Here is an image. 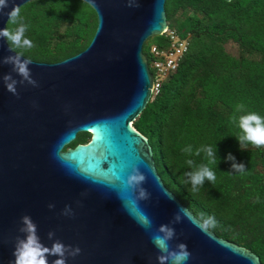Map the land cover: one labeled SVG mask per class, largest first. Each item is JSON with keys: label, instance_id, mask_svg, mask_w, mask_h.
I'll use <instances>...</instances> for the list:
<instances>
[{"label": "water", "instance_id": "water-1", "mask_svg": "<svg viewBox=\"0 0 264 264\" xmlns=\"http://www.w3.org/2000/svg\"><path fill=\"white\" fill-rule=\"evenodd\" d=\"M29 1L13 3L21 7ZM83 1L98 18L84 50L57 62L36 61L18 52L32 61L29 67L39 87L18 85L19 97L13 95L2 80L11 66L0 65V264L14 261L25 214L36 222L46 246L53 243L47 234L54 230V239L82 249L67 264H158L151 236L185 211L188 216L172 225L177 236L170 244H187L192 255L186 264H263L250 249L209 229L166 186L148 137L134 126L153 90L143 47L169 25L166 0ZM8 20L0 16V29L7 28ZM16 54L8 40L0 38V58ZM79 132H90V140L68 147ZM93 155L107 159L102 167L110 169L108 175L84 171ZM135 166L145 173L143 187L151 194L138 208L126 184ZM112 171L122 179L110 181ZM120 196L128 202L127 209ZM49 203L55 208L49 209ZM66 205L72 206L74 217L61 214ZM141 212L151 218L150 229L134 218ZM56 258L48 257L50 262Z\"/></svg>", "mask_w": 264, "mask_h": 264}, {"label": "trees", "instance_id": "trees-1", "mask_svg": "<svg viewBox=\"0 0 264 264\" xmlns=\"http://www.w3.org/2000/svg\"><path fill=\"white\" fill-rule=\"evenodd\" d=\"M21 10L36 47L15 51L36 61L79 53L98 25L95 9L83 0H31ZM166 15L169 26L189 38V48L134 126L148 137L159 174L181 202L204 223L211 221L205 224L217 235L250 249L264 264V148L242 150L239 130L230 123L238 102L264 115V0H166ZM7 27L15 26L7 22ZM153 44L164 47L168 40L164 35L146 40L149 64ZM90 138V132H79L70 146ZM187 145L194 151L217 147L219 163L211 166L216 181L206 180L198 192L184 182L192 170L186 160H207L204 153L189 157L183 152ZM229 153L245 165L242 172L232 168Z\"/></svg>", "mask_w": 264, "mask_h": 264}, {"label": "clouds", "instance_id": "clouds-1", "mask_svg": "<svg viewBox=\"0 0 264 264\" xmlns=\"http://www.w3.org/2000/svg\"><path fill=\"white\" fill-rule=\"evenodd\" d=\"M12 4L11 10L5 12V9L9 8ZM7 15L9 17L8 24L15 27L11 30L9 27L0 29V38H6L11 48L14 50L29 51L36 47L31 38L26 35L29 29V25L24 22L22 16V10L19 5H15L13 0H0V16ZM17 52V51H16ZM32 61L28 59H22V55H8L0 58V65H10L11 72L2 76V80L7 90L19 97L18 85H32L33 87H39V83L33 78L31 69L29 67ZM12 73H16L20 79L17 80L13 77ZM234 111L230 116V123L235 126L239 131L236 135L239 141L240 148L244 150L248 145L256 148H264V115L259 114L256 111H251L248 106L243 102H238L234 106ZM183 152L191 157L193 154L199 156L201 153L205 154L207 163L196 164L193 159L186 160V164L192 169L186 173L187 180L185 183L191 184V191L198 192L204 185L205 181L215 183L216 173L211 167L219 163L217 159V147L213 146H201L200 148L193 149L192 145H187L183 148ZM228 160H231L232 168L236 171H243L245 165L243 163L236 162L235 156L229 153ZM107 159L102 155H93L87 162L84 171L86 173H102L108 175L110 169H104L102 164ZM110 181H119L121 176L115 171L111 172ZM183 180V177L181 178ZM147 177L138 166L133 167L131 174L127 178V187L131 189L135 194L134 200L131 202L138 208L139 202L142 200H148L151 194L143 187ZM82 196H86L87 193H81ZM119 195V193H118ZM120 199L124 203V207L128 208V202L123 196ZM80 204V201H77ZM49 209H54L55 204L49 203ZM183 211V210H182ZM62 215L68 217H74L75 212L71 205H66L61 212ZM188 216V213L177 212L170 224H161L156 232L151 236L152 243L158 249V264H186L191 257V252L188 249L186 243H178L175 247H172L170 242L177 236L175 225L182 222L183 218ZM137 223L145 229L152 227L151 218L141 212L138 217L134 216ZM206 221L205 223H210ZM19 232L23 233V236H17L15 240V247L13 255L14 261H10V264H67L68 258L77 257L82 249L77 245L73 246L65 244L59 239H54L55 231H49L47 236L53 243L51 246H46L42 243L40 236L38 235V226L32 217L28 214L23 215L20 218ZM57 257L56 259L49 261L48 257Z\"/></svg>", "mask_w": 264, "mask_h": 264}, {"label": "built area", "instance_id": "built-area-1", "mask_svg": "<svg viewBox=\"0 0 264 264\" xmlns=\"http://www.w3.org/2000/svg\"><path fill=\"white\" fill-rule=\"evenodd\" d=\"M161 35L166 36L168 44L164 47L153 44L150 48L149 66L154 70L152 97L160 93L164 81L177 70L189 48V38L182 37L176 28L168 25Z\"/></svg>", "mask_w": 264, "mask_h": 264}, {"label": "rangeland", "instance_id": "rangeland-1", "mask_svg": "<svg viewBox=\"0 0 264 264\" xmlns=\"http://www.w3.org/2000/svg\"><path fill=\"white\" fill-rule=\"evenodd\" d=\"M151 72L154 73V70L151 68Z\"/></svg>", "mask_w": 264, "mask_h": 264}, {"label": "flooded vegetation", "instance_id": "flooded-vegetation-1", "mask_svg": "<svg viewBox=\"0 0 264 264\" xmlns=\"http://www.w3.org/2000/svg\"><path fill=\"white\" fill-rule=\"evenodd\" d=\"M90 140V139H89ZM68 147H72V146H68Z\"/></svg>", "mask_w": 264, "mask_h": 264}]
</instances>
